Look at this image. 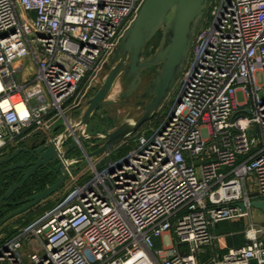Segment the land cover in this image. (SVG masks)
I'll return each instance as SVG.
<instances>
[{
	"label": "built area",
	"instance_id": "1",
	"mask_svg": "<svg viewBox=\"0 0 264 264\" xmlns=\"http://www.w3.org/2000/svg\"><path fill=\"white\" fill-rule=\"evenodd\" d=\"M143 1L0 0V152L77 122L67 112ZM175 85L160 126L115 163L98 168L111 150L91 159L82 184L71 168L63 199L0 244V264L264 263L251 204L264 199V0H210ZM226 220L245 221L246 243L201 262Z\"/></svg>",
	"mask_w": 264,
	"mask_h": 264
},
{
	"label": "water",
	"instance_id": "2",
	"mask_svg": "<svg viewBox=\"0 0 264 264\" xmlns=\"http://www.w3.org/2000/svg\"><path fill=\"white\" fill-rule=\"evenodd\" d=\"M210 0H144L115 50L103 65L107 71L98 90L74 111L83 108L76 123L66 127L52 139L37 138L0 157V178L18 173L0 196V208L16 207L2 218L0 225L29 211L51 197L65 184L72 166L99 157L136 133L159 111L184 70L194 38L205 19ZM125 87L119 93L121 106L129 103L142 113L132 119L126 113L105 132L87 133L86 128L119 80ZM147 79V83L142 87ZM82 128L79 134L76 131ZM98 139L94 149L71 157L83 142ZM48 169L55 181L45 189L24 199L13 200L15 193L33 176ZM19 172H21L19 174ZM252 206L264 212V199L252 200ZM244 210V204H240ZM249 264H258L251 259ZM264 264V263H262Z\"/></svg>",
	"mask_w": 264,
	"mask_h": 264
},
{
	"label": "rangeland",
	"instance_id": "3",
	"mask_svg": "<svg viewBox=\"0 0 264 264\" xmlns=\"http://www.w3.org/2000/svg\"><path fill=\"white\" fill-rule=\"evenodd\" d=\"M106 73H107V71H101L100 78L96 80V82L94 83L93 89L89 92V98L101 86ZM258 80H259V82H262V77H261L260 73L258 74ZM119 81H120V84H118V86L115 89L113 88L109 97L106 99V101L103 102V104L100 106V108L96 111L93 118L90 120L89 125L86 128L87 133L105 132V131L112 129L117 124L118 120L121 119L126 113H129V115L132 119H137L141 115V113H142L141 108L134 105L133 103L132 104L129 103V104H126L124 106H121V100L119 98V93L125 87V82L122 79ZM146 83H147V79L143 83L142 87ZM175 87H176V85H175ZM174 89L175 88H173V90L171 92L173 94L175 93ZM171 96L169 95V97H167V99L165 100V102L163 103L161 108L159 109L158 113L151 120H149L147 123H145L136 133L132 134L129 137V139L127 140V142H129L128 144L123 142V145L122 144L120 145V143H119V145H115L114 147H112L111 148L112 151L110 152L109 158L103 160L102 163L98 164V168L102 169V167H104V165L107 161L110 163H115L120 157L124 156L132 147H134L138 135H140L142 133H144L146 135H150L152 133V130L158 128L160 126L161 122L163 121V119L165 118V116L167 115L169 109H170L174 95H173V97H171ZM82 111H83V108L78 109L76 114H72L71 111H68L67 115L72 117L73 119L78 120ZM61 123H62V127H63L64 121H61ZM60 129H62V128H59L58 130H60ZM61 131L62 130H60L57 134H59ZM55 134H56V132H55ZM96 142H98V139H90L86 142H83L82 145L77 148L78 149L77 152L80 155H82L83 151H85V150L89 151V150L94 149V144ZM125 144H127V145H125ZM103 155L104 154H102L101 156H103ZM98 158L93 159V161L97 162ZM91 161L92 160L80 162L79 168L75 169V172H76V170L79 172H82L81 175L79 176V178H81L79 184H82V183L86 182L89 178H91V176H92ZM74 167L75 166L73 165L72 166V173L73 174H74ZM6 181H8V179ZM62 187L63 188L61 189V191H58L59 193L56 192L51 197L47 198V200H44L41 202V203L49 202L48 205H46L42 209L38 210L37 211L38 213L35 216L24 218L20 223L23 224L24 226L30 225V224L34 223L35 221H37L46 211L50 210L54 205L58 204L60 202V200L63 199L61 197L65 196V194L67 192L66 191V185H63ZM262 215H264V212L262 210H260L258 208H253V216H254L255 220L257 222L264 224V219H261ZM6 223L0 225V238L4 237L5 234L9 231V230L5 231ZM228 223H229V221H224V222L220 223L219 229L222 226L226 227Z\"/></svg>",
	"mask_w": 264,
	"mask_h": 264
},
{
	"label": "crops",
	"instance_id": "4",
	"mask_svg": "<svg viewBox=\"0 0 264 264\" xmlns=\"http://www.w3.org/2000/svg\"><path fill=\"white\" fill-rule=\"evenodd\" d=\"M76 113H77V111L73 112L72 114H76ZM60 128H62L60 130L64 129V127H60ZM60 130L57 129L56 130V134ZM37 134L38 133H33V134H27V135L23 136L21 141H19L17 146L7 147L3 151H1L0 152V157L10 154L14 149L22 146L25 142L30 143V142L34 141L37 138L36 137ZM39 138H40V135H39ZM117 145H119V144H117ZM77 151H78V149L74 150L71 153V156L72 157L79 156L80 154ZM74 166L76 167V168L74 167V176L76 178L75 184L76 183L78 184L80 182V180H81V178H79V176L81 175L82 172H79L77 170L75 172V169L79 168L80 163H77ZM71 179L72 178H70L67 181V183L70 182ZM62 188L63 187H61L58 191H61ZM48 204H49V202L41 203L38 206H35L34 208H32L31 211H27L25 213H22V214H20V215H18L16 217L10 219L6 223L5 231L6 230L8 231V230L16 229L18 227L24 226L23 224L20 223L24 218L35 216L38 213L37 212L38 210L42 209L44 206H46ZM261 219H264V215L261 216ZM226 221H229V223L227 224L226 227L222 226L219 229V224L222 223V222H220L214 228V232L218 236V239H219L218 242H216L214 245L208 246L204 252H200L197 255L198 259L201 262L208 260L209 258H211L212 256H214L216 254L225 253L231 247L239 246V245H242V244L246 243L247 240H246V236H245V229H246L245 221L244 220H226ZM263 238H264V236H263ZM182 249H184V248L182 247Z\"/></svg>",
	"mask_w": 264,
	"mask_h": 264
},
{
	"label": "trees",
	"instance_id": "5",
	"mask_svg": "<svg viewBox=\"0 0 264 264\" xmlns=\"http://www.w3.org/2000/svg\"><path fill=\"white\" fill-rule=\"evenodd\" d=\"M8 179V181H6ZM18 180V173L14 174L12 177L9 175H5L0 178V196L8 189V187L14 182ZM55 181V176L52 172L45 169L35 176H33L22 188H20L14 195L13 200L24 199L36 192H39L45 189L48 185L52 184ZM5 183V184H4ZM54 205V204H53ZM15 207L6 206L0 208V218L6 215ZM30 209L29 211H31ZM17 232L16 229L9 230L6 235L0 238V244H2L7 238L13 236Z\"/></svg>",
	"mask_w": 264,
	"mask_h": 264
},
{
	"label": "bare ground",
	"instance_id": "6",
	"mask_svg": "<svg viewBox=\"0 0 264 264\" xmlns=\"http://www.w3.org/2000/svg\"><path fill=\"white\" fill-rule=\"evenodd\" d=\"M118 84H120V81H118L114 87V89L118 86ZM73 124V123H72Z\"/></svg>",
	"mask_w": 264,
	"mask_h": 264
},
{
	"label": "flooded vegetation",
	"instance_id": "7",
	"mask_svg": "<svg viewBox=\"0 0 264 264\" xmlns=\"http://www.w3.org/2000/svg\"><path fill=\"white\" fill-rule=\"evenodd\" d=\"M41 138V137H40ZM48 170V169H47ZM43 171V170H42ZM21 172H19V174H20ZM10 177H12L13 175H9ZM16 208V207H15Z\"/></svg>",
	"mask_w": 264,
	"mask_h": 264
}]
</instances>
